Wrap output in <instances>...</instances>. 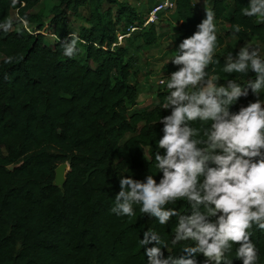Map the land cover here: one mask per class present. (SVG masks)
Segmentation results:
<instances>
[{
  "label": "trees",
  "instance_id": "trees-1",
  "mask_svg": "<svg viewBox=\"0 0 264 264\" xmlns=\"http://www.w3.org/2000/svg\"><path fill=\"white\" fill-rule=\"evenodd\" d=\"M44 1L0 0V21H14L0 32V264H145L142 231L155 228L170 240L174 223L160 226L138 208L135 217H117L111 208L119 174L159 175L151 154L162 134L159 117L168 114L167 92H157L154 108L133 110L139 86L130 60L132 52L149 50L159 31L154 23L144 26L147 13L120 0H57L49 22ZM198 1L216 20L227 19V38L264 45V24L241 14L248 0ZM171 2L174 8L164 10L172 11L181 41L205 15L195 0ZM81 10L86 16L76 34L84 43L68 58L61 47L74 32L68 15L79 17ZM235 24L242 30L233 36ZM218 41L215 68L223 83L224 37L218 34ZM236 50L227 47L225 55ZM251 100L249 90L234 110ZM62 163L69 170L60 190L54 171ZM175 206L184 211L186 202ZM253 240L264 260V231L254 229ZM180 251V245L168 248ZM228 255L236 258L235 246Z\"/></svg>",
  "mask_w": 264,
  "mask_h": 264
},
{
  "label": "clouds",
  "instance_id": "clouds-1",
  "mask_svg": "<svg viewBox=\"0 0 264 264\" xmlns=\"http://www.w3.org/2000/svg\"><path fill=\"white\" fill-rule=\"evenodd\" d=\"M240 11L264 24V0H248ZM13 24V19L0 21V32H9ZM241 30L233 25L231 35ZM82 43L69 33L61 42L63 55L76 56ZM218 48L216 14L207 8L196 30L174 50L168 65L176 70L160 81L168 114L159 117L162 134L151 154L159 175L119 174L113 214L132 218L138 208L160 226L174 223L170 240L155 228L142 231L138 243L145 264H264L253 240L254 229L264 231V50L244 42L228 51L222 83L215 68ZM249 90L254 100L234 110ZM177 201L186 202L184 211ZM176 245L181 251L169 253ZM234 246L236 258L230 259Z\"/></svg>",
  "mask_w": 264,
  "mask_h": 264
},
{
  "label": "rangeland",
  "instance_id": "rangeland-1",
  "mask_svg": "<svg viewBox=\"0 0 264 264\" xmlns=\"http://www.w3.org/2000/svg\"><path fill=\"white\" fill-rule=\"evenodd\" d=\"M121 2L128 3L135 8L137 13L146 15V19L149 13L157 6L162 4L164 0H120ZM57 4V0H45L43 6L45 9V22H49L51 18L52 7ZM196 11L202 17L205 15V9L209 8V5L205 1H200L196 4ZM172 11L161 10L155 14L152 22L157 26L159 36L156 43L147 51L132 52L130 55L133 71L136 73L134 81L139 86V94L136 97V105L133 110H140L143 108L152 109L154 108L157 101V92H166L165 85L160 84L162 79H167V76L174 70L176 66L168 62L171 60L174 50L179 44V33L177 30V24L170 20V14ZM158 15V19L156 18ZM86 16V12L81 10L79 17H73L71 14L68 15V23L70 28L77 33L79 26L84 25L82 17ZM226 18L216 20L218 34L224 37V45L219 50L220 55L225 56L227 47H233L237 49V46H241L244 42H248L251 45L259 43L264 50L263 41L254 38H243L238 41L237 38H227L225 32L228 28ZM149 23V24H150ZM176 35V39L173 41L172 33ZM48 42H52L47 40ZM122 41L121 37L118 39V44ZM172 43V44H171ZM127 136L126 138H128ZM125 138V139H126Z\"/></svg>",
  "mask_w": 264,
  "mask_h": 264
},
{
  "label": "water",
  "instance_id": "water-1",
  "mask_svg": "<svg viewBox=\"0 0 264 264\" xmlns=\"http://www.w3.org/2000/svg\"><path fill=\"white\" fill-rule=\"evenodd\" d=\"M69 170V166L67 163H62L57 166L55 169V177H54V186L59 188L60 190L63 188L65 183V174Z\"/></svg>",
  "mask_w": 264,
  "mask_h": 264
},
{
  "label": "built area",
  "instance_id": "built-area-1",
  "mask_svg": "<svg viewBox=\"0 0 264 264\" xmlns=\"http://www.w3.org/2000/svg\"><path fill=\"white\" fill-rule=\"evenodd\" d=\"M166 8H170L173 9L174 8V4L173 2H171V0H164V2L162 4H160L159 6L155 7L150 13L148 18L144 21V26L148 25L150 22L153 21L155 14L157 12H160L161 10H164ZM134 29H132L133 31ZM161 84V83H160ZM163 85V84H162Z\"/></svg>",
  "mask_w": 264,
  "mask_h": 264
},
{
  "label": "crops",
  "instance_id": "crops-1",
  "mask_svg": "<svg viewBox=\"0 0 264 264\" xmlns=\"http://www.w3.org/2000/svg\"><path fill=\"white\" fill-rule=\"evenodd\" d=\"M195 2H196V3H200V1H198V0H195Z\"/></svg>",
  "mask_w": 264,
  "mask_h": 264
}]
</instances>
